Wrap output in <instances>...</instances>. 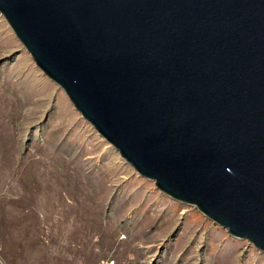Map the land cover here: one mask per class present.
I'll return each mask as SVG.
<instances>
[{
  "label": "water",
  "instance_id": "obj_1",
  "mask_svg": "<svg viewBox=\"0 0 264 264\" xmlns=\"http://www.w3.org/2000/svg\"><path fill=\"white\" fill-rule=\"evenodd\" d=\"M121 155L264 252V0H0Z\"/></svg>",
  "mask_w": 264,
  "mask_h": 264
},
{
  "label": "rangeland",
  "instance_id": "obj_2",
  "mask_svg": "<svg viewBox=\"0 0 264 264\" xmlns=\"http://www.w3.org/2000/svg\"><path fill=\"white\" fill-rule=\"evenodd\" d=\"M0 264H264V252L143 176L0 12Z\"/></svg>",
  "mask_w": 264,
  "mask_h": 264
}]
</instances>
